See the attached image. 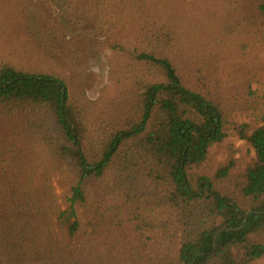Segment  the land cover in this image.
<instances>
[{
  "label": "trees",
  "instance_id": "trees-1",
  "mask_svg": "<svg viewBox=\"0 0 264 264\" xmlns=\"http://www.w3.org/2000/svg\"><path fill=\"white\" fill-rule=\"evenodd\" d=\"M16 1L0 0V39L1 28L20 18L10 12ZM93 1L104 30L106 0ZM146 5L132 0L130 8ZM244 23L251 37L258 32L248 49L263 50L264 0ZM174 37L170 29L138 47L110 42L129 57L132 85L130 100L109 119L93 118V103L75 101L59 74L0 60V264L264 258V126L231 119L238 110L263 123L264 94L258 101L259 90L243 78L242 99L234 98L248 99L238 109L227 100L224 58L209 52L188 71L169 53ZM231 130L251 145L255 160L240 171L230 158L206 173L210 148ZM218 217L221 227L213 222Z\"/></svg>",
  "mask_w": 264,
  "mask_h": 264
},
{
  "label": "rangeland",
  "instance_id": "rangeland-1",
  "mask_svg": "<svg viewBox=\"0 0 264 264\" xmlns=\"http://www.w3.org/2000/svg\"><path fill=\"white\" fill-rule=\"evenodd\" d=\"M131 2L106 0L101 19L107 25L100 30L98 24L102 23L91 10L93 0H18L10 12L20 18L1 28L6 35L0 39V60L33 72L59 74L67 79L75 101L80 103L87 97L93 103L97 110L93 118L109 119L130 100L132 85L127 71L129 57L113 52L108 48L110 42L138 47L142 39L164 36L171 29L175 41L169 53L183 58L188 71H193L192 66L205 54L218 52L226 63L223 77L227 100L233 99L238 109L246 106L247 96L237 100L242 99L243 78L249 80L252 89L259 90L258 101L262 100L264 49H248L258 32L256 27L251 37L244 23L259 0H147L138 10L130 8ZM259 34L260 40L264 39V30ZM261 45L264 47V42ZM250 115L233 110L231 119L236 124H251V128L264 126V122H253ZM230 158L237 161L240 171L255 160L251 145L233 130L223 143L210 148L206 173L213 174ZM219 190L227 192L222 185ZM240 204L248 209L246 202ZM213 222L218 227L223 224L220 217ZM253 264H264V258Z\"/></svg>",
  "mask_w": 264,
  "mask_h": 264
},
{
  "label": "water",
  "instance_id": "water-1",
  "mask_svg": "<svg viewBox=\"0 0 264 264\" xmlns=\"http://www.w3.org/2000/svg\"><path fill=\"white\" fill-rule=\"evenodd\" d=\"M214 242V241H213Z\"/></svg>",
  "mask_w": 264,
  "mask_h": 264
}]
</instances>
